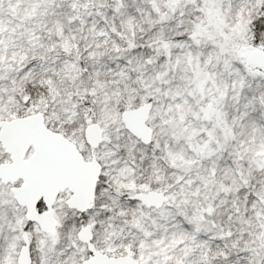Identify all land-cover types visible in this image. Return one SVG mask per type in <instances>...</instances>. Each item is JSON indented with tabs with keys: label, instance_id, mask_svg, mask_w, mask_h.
I'll list each match as a JSON object with an SVG mask.
<instances>
[{
	"label": "snow or ice",
	"instance_id": "obj_1",
	"mask_svg": "<svg viewBox=\"0 0 264 264\" xmlns=\"http://www.w3.org/2000/svg\"><path fill=\"white\" fill-rule=\"evenodd\" d=\"M0 264H264V0H0Z\"/></svg>",
	"mask_w": 264,
	"mask_h": 264
}]
</instances>
